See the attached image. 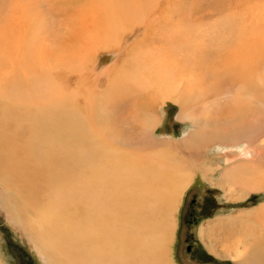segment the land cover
<instances>
[{
    "label": "bare ground",
    "instance_id": "obj_1",
    "mask_svg": "<svg viewBox=\"0 0 264 264\" xmlns=\"http://www.w3.org/2000/svg\"><path fill=\"white\" fill-rule=\"evenodd\" d=\"M88 2L68 28L71 38L64 36V44L71 42L72 47L54 56L58 68L75 59L72 71L85 68L98 51L120 49L125 35L144 27L143 36L118 63L120 68L113 65L106 73L105 90L83 84V92L71 93L87 104L84 110L90 113L92 127L85 123L82 106L56 90V75L50 70L55 63L46 44L26 43V28L12 46L10 71L4 76L0 43V175L13 184L21 200L17 203L6 191L3 206L53 262L170 264L164 261L161 243L168 237L173 203L190 178L177 168L185 169L199 156L184 159L185 150L241 142L242 147L223 157L219 184L229 194L237 193L235 201L264 190V0ZM22 50H32L33 61ZM9 75L26 84V95L4 122V83ZM32 75L42 89L39 93L28 86ZM133 98L135 103L122 117L121 108ZM164 101L179 106L178 119L193 128L178 145L155 135L161 119L154 107ZM121 122V132L114 131ZM213 165L203 169L209 177ZM208 179L214 185L213 177ZM255 210L215 219L219 234L236 227L237 238L246 240L230 260L247 262L256 252L257 261H251L264 264V205ZM145 211L150 220L132 231ZM146 232L154 235L144 237Z\"/></svg>",
    "mask_w": 264,
    "mask_h": 264
},
{
    "label": "rangeland",
    "instance_id": "obj_2",
    "mask_svg": "<svg viewBox=\"0 0 264 264\" xmlns=\"http://www.w3.org/2000/svg\"><path fill=\"white\" fill-rule=\"evenodd\" d=\"M88 1L89 0H0V43L4 44V76L10 71L11 66L8 57L9 55H12V46L16 42L17 37L21 35V32H25L26 28L27 34L23 39L26 43L29 40L32 43L33 41H36V44H46V50L48 53H52L51 62H54V56H57L60 53L64 55V52L67 51L64 48H68L69 50L72 47L71 42L64 44V42L67 41L65 38L68 35L71 38V35L68 34V28L76 24L75 17L83 10H86V7H88V4L86 3H89ZM82 6H84L85 9H82L84 8ZM143 31V25L136 26L122 39L120 49L114 50L112 49L113 47H108L111 49L106 48L98 51L93 58L85 62V68L72 71L75 67L74 63H76V59L73 64L62 63L59 65V68L58 64L54 62V69L50 70H53L54 76L56 75L54 77V80L57 83L56 90H61L64 94H67L66 98L70 99L73 105L80 108L82 106L83 118L85 117L84 120L87 126L92 127L90 113L87 110H84V107H87V104H83L85 101H83L81 96L74 98L75 95L73 96L71 93H74L75 91L78 92V94L83 92V84L85 87H92L95 84H98L97 87H95V91L105 90L109 79L106 73L109 72V69L113 65L124 61V55L128 48L143 36ZM64 36L66 37L64 38ZM62 37L64 39L60 45ZM115 42H117V40ZM22 54L26 57L30 54V59L33 61L34 55L32 50L29 54L25 51ZM128 62L133 64L136 60H128ZM118 68H120L119 64ZM11 77L12 76L9 77L8 81L6 80L7 83H4V122L9 118L8 113L11 111L10 109H19L21 107V104H23L22 101L26 95L23 91L26 84L23 86V84H21L18 79L16 80L15 77L10 80ZM35 79V76H30L28 86L30 90L36 88V92L39 93L42 89L39 90V86L37 87L35 84ZM48 88H50V86H48ZM37 93L35 94L38 96L39 94ZM127 102H129V104L126 105L127 107L125 106V108H121V111L124 109L122 111V117L131 109L130 104L132 102L135 103V99H128ZM164 102L156 103L157 107H154L157 109L156 113L159 114L161 119L155 129V135L159 138H166L169 141L177 142L176 145H178L193 128L189 121L178 119L180 112L179 106L168 101ZM0 107L2 108V104H0ZM129 126L130 124L127 122L126 127ZM123 127V123L121 122L116 127L114 126V131L121 132ZM119 128H121V130ZM240 143L241 142L238 144L221 145L218 142H212L206 146L202 145L199 147H193L194 149H192V151L185 150L184 159H188V157H190L189 154H191L192 158L195 153H199V156L192 159L194 161L193 164L191 162L192 160L188 161V164L185 165V169L181 165L177 168L178 171L182 170L185 174L187 173L190 178L189 185L184 189L182 195L180 194L181 196H179V200L176 198L177 201L175 200V205L173 203V209L170 210L171 216L169 215V226L167 225L168 237L163 241L164 243L162 242L163 244L161 243V248L164 253V261H167L170 264H233L230 261L226 262V260H224L225 254L222 253L220 255L221 257H219L208 250V246H212L213 249H218L217 253L224 252V243L221 245V240L223 239L222 242L226 241V243L227 240H232L229 236L225 235L226 233L224 234V231H222L223 233L220 232L218 238H214L218 233L213 232L214 230H210L214 239H211L205 245L202 243L199 236L202 237L207 229L216 228L217 220H212V223L207 222L214 214L218 215L217 213L223 212L221 214L225 215V212H231L233 207L241 208L264 201V193H259L258 195L250 194V198L243 203H227V200L223 198V193L219 189L211 187L203 178V176L208 178L203 169L208 168L213 164H215L213 167L216 166L215 173H213L214 175L210 178L212 179L214 176L215 178L220 177L223 168H225L223 157L227 156V153L230 155L237 148L242 147V144ZM198 158L201 159H199V162L195 165ZM218 166H220V168H218ZM4 182L3 176L0 175V264H59L57 259L55 260L53 258L54 263L51 258L47 256L48 252H40L39 249L33 245L32 241L25 235L23 227L19 225L16 219L11 217L12 214L8 211L5 205L3 206V194L7 195L5 194L6 191H10V193L17 197V203L21 202V200L19 201L18 199L17 190L15 188L13 189V184L8 185ZM7 197H4V201ZM171 211L174 212L171 213ZM146 213L147 212L145 211L141 214V220L144 222L138 220L141 224L137 223L138 225H136V227L131 228L132 231H136L142 227L141 225H144L145 220L147 222L150 220L147 218L148 215ZM212 224L214 226H212ZM204 225L208 228H205ZM123 226L127 227L128 224L124 222ZM198 229H200L199 235ZM146 233L144 234V237H151L154 235L150 234V232ZM225 236L228 237L227 240L224 239L226 238ZM214 240L215 244L212 245ZM146 241L148 244L151 243V239H147ZM233 246L236 245L233 244Z\"/></svg>",
    "mask_w": 264,
    "mask_h": 264
},
{
    "label": "crops",
    "instance_id": "obj_3",
    "mask_svg": "<svg viewBox=\"0 0 264 264\" xmlns=\"http://www.w3.org/2000/svg\"><path fill=\"white\" fill-rule=\"evenodd\" d=\"M214 173H215V170H214ZM203 178L209 183V179L208 178H210L209 176H208V178H205L204 176H203ZM220 178L221 177H218V178H215V176L213 177V179H214V182H213V184L214 185H211L210 183H209V185L211 186V187H215V188H217V189H219L222 193H223V198L224 199H226L227 200V203H243V202H245V201H247L248 200V198H250L249 196L247 197V199H245V200H243V201H235V199H236V196H237V193L235 194V196L234 195H232L231 193L229 194V192L226 190V189H223L221 186H220V184H219V182H220ZM225 190V191H224ZM259 193H264V190H260L259 192H252V193H249V195L250 194H254V195H258ZM227 195V196H225V195ZM231 195V196H230ZM225 196V197H224ZM228 197V198H227ZM230 197V198H229ZM234 197H235V199H234ZM233 201V202H232ZM264 205V201L263 202H261V203H256V204H254V205H248V206H244V207H239V208H232L231 209V212H225V216H229V215H231V214H234V216H236L239 212H246V211H252L253 213H255L256 212V210L255 209H257V207H260V206H263ZM255 211V212H254ZM221 213H223V212H220V213H217L218 215H216V214H214L213 215V217L209 220V221H207V222H211L212 220H215L217 217H219V216H221L222 214ZM204 224V223H203ZM202 224V225H203ZM206 228H208V227H206ZM232 229H234L233 230V232H232V230H231V228H230V230L225 234V235H228L232 240H227L228 239V237H226L225 239L227 240V243H226V241L224 242V244H223V242H222V240H221V245L223 244L224 245V248H225V250H224V252H219V253H217L218 252V249H213V248H211V249H213V252H215V254L216 255H219V257H221L220 255L223 253V254H225V259L224 260H226V262L227 261H230V262H232L233 264H254L253 263V261H251L252 259H254V261L256 262L257 261V258H258V253H256V252H253V254H254V257H252V258H250L247 262H244V259H242L241 261L240 260H236V259H229V256L230 257H232L235 253H237L236 252V249L238 248V246L240 245L239 243H241V244H243V242H244V240L240 237V238H237V236L238 235H240V234H235L236 232H237V229H236V227H232ZM199 231H200V229H198V235H199ZM213 232H216V233H218L219 231L215 228V230L213 231ZM231 232V235L229 234ZM220 236V234L218 233V235H216V236H214L215 238H218ZM210 237V238H209ZM199 238L203 241L202 243L205 245V244H207L211 239H214L213 238V236H212V234H211V231L208 229L206 232H204L203 233V236L202 237H200L199 236ZM229 238V239H230ZM208 239V240H207ZM216 240V239H215ZM215 240L213 241V243H212V245H214L215 244ZM242 240H243V242H242ZM231 241V242H230ZM230 243H231V246H230ZM233 244H235L236 246H233ZM209 255V254H208ZM210 256V255H209ZM211 257V256H210Z\"/></svg>",
    "mask_w": 264,
    "mask_h": 264
}]
</instances>
